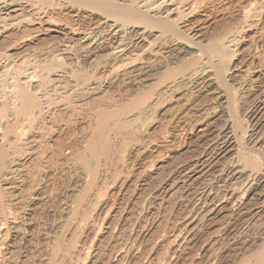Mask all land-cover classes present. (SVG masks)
I'll return each instance as SVG.
<instances>
[{
  "label": "rangeland",
  "instance_id": "obj_1",
  "mask_svg": "<svg viewBox=\"0 0 264 264\" xmlns=\"http://www.w3.org/2000/svg\"><path fill=\"white\" fill-rule=\"evenodd\" d=\"M13 2L0 264H264V0ZM195 157L209 169L181 185Z\"/></svg>",
  "mask_w": 264,
  "mask_h": 264
},
{
  "label": "bare ground",
  "instance_id": "obj_2",
  "mask_svg": "<svg viewBox=\"0 0 264 264\" xmlns=\"http://www.w3.org/2000/svg\"><path fill=\"white\" fill-rule=\"evenodd\" d=\"M14 1V0H13ZM12 1V2H13ZM21 1V0H20ZM151 1V0H150ZM8 2V1H7ZM12 2L11 3H8V4H3V5H1L0 6V13L1 14H4L5 16H7V17H11L12 15H14L19 9H18V7L16 6V5H14V4H12ZM19 2V1H18ZM23 2V1H22ZM143 2V1H142ZM6 3V2H5ZM14 3V2H13ZM150 3V2H149ZM162 3H163V1H162ZM147 3L146 2H144V4L143 5H146ZM164 4V3H163ZM162 4V5H163ZM18 5V4H17ZM161 5V4H160ZM160 5L158 4V6L160 7ZM161 5V6H162ZM61 6V5H60ZM142 6V5H141ZM140 6V7H141ZM147 6H149V5H147ZM157 6V7H158ZM165 6V5H164ZM139 7V8H140ZM145 8H146V6H144ZM150 7V6H149ZM159 7H158V9H159ZM161 8V7H160ZM144 9V8H143ZM146 9H150V8H146ZM153 9V11H155L156 12V10L154 9V8H152ZM157 9V10H158ZM142 10V9H141ZM151 10V9H150ZM33 11H35V10H33ZM40 11V10H39ZM152 11V10H151ZM152 11V12H153ZM165 11V10H164ZM146 12V13H145ZM138 11V13L139 14H147V10L146 11ZM150 12V11H149ZM154 12V13H155ZM20 14V13H19ZM152 14V13H151ZM157 14V13H156ZM167 14V13H166ZM17 15V14H16ZM15 15V16H16ZM149 16V15H148ZM147 16V17H148ZM14 17V16H13ZM38 17V16H37ZM42 17V16H41ZM151 17V16H150ZM0 18H2V17H0ZM5 18V17H4ZM90 18V17H89ZM12 20V19H11ZM101 22H103V21H101ZM106 22V21H105ZM115 23V22H114ZM102 24V23H101ZM118 25V24H117ZM114 26V25H113ZM128 28V27H127ZM124 29V28H123ZM85 31V30H84ZM83 31V32H84ZM115 31V30H114ZM130 32V31H129ZM100 33V32H99ZM106 33V32H105ZM115 34V33H114ZM138 34V33H137ZM92 35V34H91ZM101 35V34H100ZM99 36V35H98ZM127 36V35H126ZM4 37V36H3ZM125 37V36H124ZM128 38V37H127ZM137 38V37H136ZM145 38V37H144ZM141 39V38H140ZM143 40V39H142ZM85 41V40H84ZM140 41V40H139ZM94 42V41H93ZM133 42V41H132ZM113 43V42H112ZM134 43V42H133ZM86 44V43H85ZM108 44V43H107ZM128 44V43H127ZM64 45V44H63ZM87 45V44H86ZM136 45V44H135ZM68 45H66V47H67ZM134 46V45H133ZM65 47V48H66ZM82 47V46H81ZM96 47H98V46H96ZM128 47V46H127ZM84 48H85V46H84ZM126 48H124V46L123 45H118L116 48H114V50H113V52H114V56H116V54L117 55H121L122 54V52L125 50ZM96 51V48H94V46H92L91 44H90V49L87 51V53H89V54H93L94 52ZM101 52V51H100ZM126 53V52H125ZM126 57V56H125ZM133 57H134V55H133ZM116 58V57H115ZM120 58V57H119ZM123 58V57H122ZM121 59V58H120ZM132 61V60H131ZM259 69V68H258ZM261 69V68H260ZM263 69V68H262ZM32 78V77H31ZM208 79V78H207ZM190 80V79H189ZM31 81V80H30ZM206 82V81H205ZM210 83V82H209ZM255 83V82H254ZM203 86H205V85H203ZM196 87V86H195ZM250 87V86H249ZM245 88V87H244ZM251 88V87H250ZM255 88V87H254ZM260 90H262V89H260ZM261 92L262 91H260V94H261ZM264 94V93H263ZM259 95V94H258ZM216 96V95H215ZM255 96H257V95H255ZM260 96V95H259ZM223 97V96H222ZM263 97H264V95H263ZM252 98V97H251ZM256 98V97H255ZM262 98V97H261ZM252 100V99H251ZM222 104V103H221ZM255 104V103H254ZM253 107V106H252ZM251 110L249 111V113H248V115H249V118H251V120H253V121H255L254 122V124L256 123L257 124V126H259L261 123H260V121H261V119H262V117L264 118V99H261V100H258V102L255 104V107H253V108H250ZM247 118H248V116H247ZM263 120V119H262ZM224 127V126H223ZM207 128V127H206ZM220 128V127H219ZM216 132V131H215ZM206 133V132H205ZM233 133V132H232ZM256 133V132H255ZM202 134V133H201ZM204 134V133H203ZM211 134V133H210ZM209 134V135H210ZM216 134H217V132H216ZM231 134H230V130H229V128H223V130L221 131V133H219V135L217 136V137H215V140H214V142H213V146H210V147H213V150H212V158H213V160H215L216 158H220V156H221V158H222V155H225V154H227L228 152L230 153L231 151H232V148H233V144H234V142H233V140H232V137L230 136ZM202 136V135H201ZM234 136V135H233ZM210 141H211V139H210ZM255 142V141H254ZM210 145V144H209ZM209 147V146H208ZM211 149V148H210ZM210 152H211V150H210ZM203 153V152H202ZM204 155V154H203ZM206 155V154H205ZM197 160H198V158L197 157H195ZM200 158V157H199ZM209 158V157H208ZM208 158H206L205 160H203V158H200L198 161H196V163L193 165V166H191V167H189V168H186V169H184L183 171H181V176H179V180H178V182L181 184V185H188L187 183L191 180L192 181V179H196V176L198 175V174H200V173H202L203 171H205V169L208 167V169H209V164H207L208 162ZM211 158V157H210ZM210 160V159H209ZM212 160V159H211ZM217 160V159H216ZM214 162V161H213ZM234 168V167H233ZM226 170V169H225ZM221 171V170H220ZM236 171V170H235ZM241 171V170H240ZM215 172V171H214ZM242 172V171H241ZM241 172H239V171H236L235 173H233V175H232V178L230 177L229 178V180H232V179H235V181L236 180H239V179H241L240 181L242 182V178H244V177H242V173ZM220 173V172H219ZM232 173V172H231ZM244 173V172H243ZM219 175V174H218ZM231 175V174H230ZM208 176V175H207ZM210 176V175H209ZM217 176V175H216ZM247 176V175H246ZM248 177V176H247ZM198 178V177H197ZM250 178V177H249ZM177 179V178H176ZM194 179V180H195ZM221 179V178H220ZM218 180V179H217ZM190 181V182H191ZM196 181V180H195ZM234 181V182H235ZM246 181V180H245ZM244 181V182H245ZM239 182V181H238ZM240 182V183H241ZM244 182L242 183V184H244ZM258 182V181H257ZM262 182V181H261ZM260 183V182H259ZM176 185V184H175ZM258 185V184H257ZM243 186V185H242ZM263 187H264V185H262ZM230 187V186H229ZM245 187V186H244ZM261 187V186H260ZM184 188V187H183ZM187 188V187H186ZM232 188H233V186H232ZM253 188V187H252ZM227 189V188H226ZM251 189V188H250ZM261 189V188H260ZM252 190V189H251ZM264 190V189H263ZM184 192V191H183ZM245 192V191H244ZM160 193V192H159ZM209 193V192H208ZM197 194V193H196ZM264 194V193H263ZM262 193H261V191H260V195L258 196V198L259 197H261V195H263ZM201 196V195H200ZM244 196V195H243ZM257 196V195H256ZM205 198V197H204ZM198 200V199H197ZM204 200V199H203ZM202 200V201H203ZM237 201H238V199H237ZM242 202V201H241ZM240 203V202H239ZM238 204V203H237ZM236 204V205H237ZM241 204V203H240ZM254 204V203H253ZM199 206V205H198ZM242 206H243V204H242ZM247 206V205H246ZM252 206V205H251ZM256 206V205H255ZM248 207V206H247ZM244 208V207H243ZM246 209H248V208H246ZM256 209V208H255ZM249 210V209H248ZM254 210V209H253ZM239 213V212H238ZM241 213V212H240ZM239 213V214H240ZM245 213V212H244ZM234 214V213H233ZM238 214V215H239ZM246 215H247V213H246ZM242 216V215H241ZM1 226V225H0Z\"/></svg>",
  "mask_w": 264,
  "mask_h": 264
}]
</instances>
